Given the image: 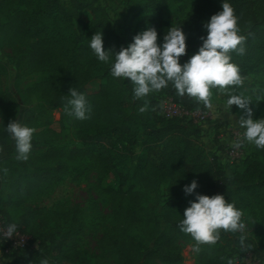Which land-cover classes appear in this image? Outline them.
<instances>
[{"label":"trees","instance_id":"obj_1","mask_svg":"<svg viewBox=\"0 0 264 264\" xmlns=\"http://www.w3.org/2000/svg\"><path fill=\"white\" fill-rule=\"evenodd\" d=\"M218 1L221 4L228 2L233 7L238 17V34L246 37L245 54L229 53L230 62L239 67L241 76L264 75V28L257 22L250 26L248 23L253 0ZM163 2L147 0L139 8V12L146 14L145 20L156 29L158 46L163 43L168 29L174 27L161 17ZM72 5V8L65 7L61 0H0V18L6 17L0 26L1 34L16 40L32 41L27 57L30 70L48 72L45 78L28 88V93L37 95L43 101L45 110H61L78 129L81 140L80 146L34 150L29 157L32 159V171L17 177L19 185L16 189L20 190V184H24L23 193L29 195L33 189L59 180L68 164L76 160H90L97 165L101 175L109 174L119 165L129 164L128 175L118 187L106 188L117 199L113 213L118 226L103 234L100 246L107 248L113 258L112 264H181L179 239L194 242L173 225L165 226L161 231L151 230L155 218L141 205L140 193L132 182V178L142 177L144 171L157 182L167 179L168 195L182 194V189L193 178L198 183L193 202H196L197 194L209 197L219 194L238 210L243 207L253 209V205H257L261 224L247 226L244 232L251 233L253 228L254 232L264 236V149H261L262 160H251L242 172L232 178L225 176L215 163L207 161L203 149L190 139L191 133L187 131L186 124L192 120L179 117L166 119L154 113L155 105L163 97H170L186 110L204 113L207 108L195 98L179 96L169 82L167 87L150 92L147 99L144 98L147 110L141 112L145 101L133 99L132 83L110 74L114 56L107 63L101 62L89 47L90 39L96 32L102 34L104 50L118 53L124 47L110 24L108 14L98 0H72ZM221 10V5L213 0H195L191 14L202 25ZM190 41L191 38H186L185 43ZM201 46L196 48V54ZM67 70L70 71L68 75ZM95 83L96 88L89 90ZM71 87L84 94L91 106L86 120H77L64 111ZM252 96L264 98V88L255 89ZM7 125L6 121L0 124V148L9 145L12 140L9 134L3 132ZM109 136L115 137L116 144L107 140ZM139 144L144 146L145 154L134 159L129 147ZM10 154L12 151L8 150L5 155H0V162L10 160ZM1 204L4 208L0 210V215L5 225L9 226L11 222L6 219L5 210L7 202ZM24 217L26 220L14 224L16 231L29 236L28 245L17 250L6 264H40L43 259H47L49 264H95L86 251L73 246L83 231L76 207L57 211L31 206ZM129 226L142 227L151 236L152 247L144 250L137 239L127 234ZM240 234L220 230L217 243ZM246 247L252 254L257 252L246 242L243 252ZM234 254V251L227 253L215 245H204L199 253L196 252V264H228Z\"/></svg>","mask_w":264,"mask_h":264},{"label":"rangeland","instance_id":"obj_2","mask_svg":"<svg viewBox=\"0 0 264 264\" xmlns=\"http://www.w3.org/2000/svg\"><path fill=\"white\" fill-rule=\"evenodd\" d=\"M98 1L108 14L112 28L126 48L133 42L136 34L152 27L151 22L144 18L146 14L139 12V8L147 0ZM163 1L162 19L174 27H181L186 38H191V41L186 44V54L179 58L180 64L183 65L196 54V48L202 45L200 37H206L207 32L200 25V21L191 14V7L195 0ZM213 1L218 6L221 5L218 0ZM61 2L65 7H73L72 0H61ZM253 3L252 11L248 14L249 26L257 22L264 28V0H253ZM5 20L6 17L0 18V26ZM244 29L246 30L247 27ZM1 33L0 28V124L4 121L8 124L9 121L17 120L22 125L35 129L29 157L36 149L80 146L78 129L73 126L71 119L61 110H45L43 101L37 95H31L27 91L34 83L48 75L46 70L33 71L29 68L27 57L32 41L16 40L10 35L4 36ZM158 40L157 37V42ZM69 72L67 70L66 75ZM242 78L243 84L235 88V94L251 100L249 107L253 111V120L264 119V98L252 96L255 89L264 88V75L250 74ZM95 88L96 83L91 85L89 90ZM211 91L213 110L206 109L200 119H190L192 121L186 124V129L191 133L190 139L203 149L207 161L215 163L225 176L232 178L242 172L251 160H262V151L252 144L245 143L240 147L242 155L239 158L231 160L228 157L227 152L230 146L244 131L237 122L243 115V110L233 105L230 111H226L228 95L220 93L217 89H211ZM151 99L153 101V98ZM8 112H10L9 116ZM154 113L161 115L160 110ZM3 132L8 134L4 129ZM107 140L116 144L114 136H109ZM124 141L126 142V139ZM183 145L184 142L181 146ZM0 149H2L0 155H5L8 150L12 151L10 160L0 162V210L4 208L1 203L7 202L6 219L11 224L23 222L26 220L25 211L31 206L57 211L76 207L83 223V231L74 241L73 246L78 250L86 251L95 264H112L113 258L109 251L100 246L103 234L118 226L113 213L117 199L106 188L118 187L122 179L128 175L129 164L119 165L109 174L101 175L97 165L90 160H76L68 164V168L59 180L33 189L31 194L24 195V184H20V190L16 189L19 185L16 179L18 176H24L25 172L32 171V159L17 160L13 140ZM129 149L133 152L134 159L145 154L144 146L140 144L131 146ZM193 180L195 179L192 178L189 184ZM132 182L135 184V190L140 193L141 205L155 218L150 226L151 230L161 231L169 225L178 227L185 209L190 206L189 202H193L194 192L187 196L184 192L180 195H168L167 179L157 182L146 171L142 173V177L132 178ZM256 206L253 205V209L243 207L241 210L246 227L254 223L261 224V214ZM126 230L127 234L139 241L144 250L152 247L153 240L142 227L129 226ZM252 230L251 233L244 232L238 236L227 237L215 246L227 253L234 251L232 261L235 263L264 264V236L254 232L253 228ZM241 235L245 237L246 243L257 250L255 254H252L248 247L243 252L245 247L243 248L240 244ZM178 243L182 255L181 264H196V252L192 250L195 242L179 239ZM39 246L40 249L43 248L41 244ZM201 248H204V245Z\"/></svg>","mask_w":264,"mask_h":264},{"label":"clouds","instance_id":"obj_3","mask_svg":"<svg viewBox=\"0 0 264 264\" xmlns=\"http://www.w3.org/2000/svg\"><path fill=\"white\" fill-rule=\"evenodd\" d=\"M221 8V11L202 24L207 36L200 37L202 46L183 65L179 63V58L186 54V36L181 27H170L159 46L156 29L149 27L136 34L133 42L127 48L121 47L118 53L111 49L104 50L100 32L91 37L89 47L101 62L107 63L114 56L110 74L114 78H124L132 83L134 100L167 87L169 82H172L179 96L195 98L209 110L214 108L211 89L227 94L226 111H230L233 105L243 110V115L237 122L244 131L233 146L238 148L248 143L257 149H264V119L253 120V111L249 107L251 100L235 94V88L243 84V78L239 67L230 62L229 53L244 55L246 37L238 34V17L234 14L233 7L228 2H223ZM67 96L70 98L64 106L65 113L77 120L88 119L91 106L85 95L71 87ZM146 110L147 101L140 108L141 112ZM4 130L15 143L16 159L27 161L35 129L12 120ZM197 187V181L193 180L182 190L187 196ZM195 201L189 202L190 206L185 209L183 219L178 224L179 230L195 242L192 245L194 252L199 253L202 245H215L220 239V230L226 233L245 231L246 225L241 219L242 211L233 203L226 202L223 195L209 197L197 194ZM16 230L15 224L7 227L8 239L13 237ZM244 243L245 237L241 235V246ZM40 264H49V261L43 259ZM228 264L233 262L229 260Z\"/></svg>","mask_w":264,"mask_h":264},{"label":"built area","instance_id":"obj_4","mask_svg":"<svg viewBox=\"0 0 264 264\" xmlns=\"http://www.w3.org/2000/svg\"><path fill=\"white\" fill-rule=\"evenodd\" d=\"M155 111H161V116L169 119L174 117L186 118V119H200L202 118V112L199 110H186L180 105L176 104L170 97L160 98L155 105ZM232 144L227 152L228 157L231 160L237 159L242 155L240 147H234ZM7 227L5 225L4 218L0 215V264H6L11 261L17 250L23 249L28 245L29 236L16 231L12 238L6 236Z\"/></svg>","mask_w":264,"mask_h":264}]
</instances>
